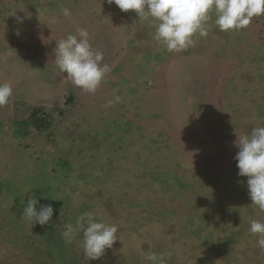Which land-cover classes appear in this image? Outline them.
Wrapping results in <instances>:
<instances>
[{"label": "rangeland", "instance_id": "obj_1", "mask_svg": "<svg viewBox=\"0 0 264 264\" xmlns=\"http://www.w3.org/2000/svg\"><path fill=\"white\" fill-rule=\"evenodd\" d=\"M213 21L173 54L155 22L107 0H0V83L13 88L0 107V264H145L147 252L166 264H264L249 232L264 212L233 144L264 126V17L231 32ZM78 27L112 68L95 94L55 63L57 40ZM33 194L54 223L21 218ZM88 211L118 227L100 260L83 255L82 233L61 236Z\"/></svg>", "mask_w": 264, "mask_h": 264}, {"label": "clouds", "instance_id": "obj_2", "mask_svg": "<svg viewBox=\"0 0 264 264\" xmlns=\"http://www.w3.org/2000/svg\"><path fill=\"white\" fill-rule=\"evenodd\" d=\"M107 3L115 4L125 13L134 11L141 22H155L154 40L173 54L195 47L198 37L206 38L212 27L209 21H213V17L214 25L222 32L244 30L254 18L264 17V0H107ZM61 13L66 18L72 16L67 7L62 6ZM23 22L20 18L19 23ZM55 63L76 87L88 94H95L112 70L111 65L104 62V54L92 48L90 33L83 27H78L75 34L57 40ZM12 96V85L0 83V107L8 105ZM119 99L116 98L117 101ZM112 104L113 101L109 100L108 105ZM233 144L239 149L234 160L238 175L247 177L251 205L264 212V126H254L250 133L244 135L237 134ZM31 189L26 188L25 193ZM38 204L39 198L33 194L27 200L21 218L33 225L54 223L53 206L40 205L38 211ZM98 215L97 212H84L75 224H65L61 233L69 244L82 233L79 244L88 261L100 260L118 240L117 225L97 220ZM249 232L257 237L256 245L264 249V222L251 220ZM143 259L145 264H166L164 253L147 252Z\"/></svg>", "mask_w": 264, "mask_h": 264}, {"label": "trees", "instance_id": "obj_3", "mask_svg": "<svg viewBox=\"0 0 264 264\" xmlns=\"http://www.w3.org/2000/svg\"><path fill=\"white\" fill-rule=\"evenodd\" d=\"M33 123L36 129H42L45 125H41L39 121L33 119Z\"/></svg>", "mask_w": 264, "mask_h": 264}, {"label": "built area", "instance_id": "obj_4", "mask_svg": "<svg viewBox=\"0 0 264 264\" xmlns=\"http://www.w3.org/2000/svg\"><path fill=\"white\" fill-rule=\"evenodd\" d=\"M41 119L45 120V119H46V117H45V116H42V118H41Z\"/></svg>", "mask_w": 264, "mask_h": 264}]
</instances>
